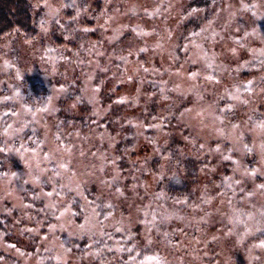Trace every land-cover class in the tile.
Returning <instances> with one entry per match:
<instances>
[{
    "label": "clouds",
    "instance_id": "obj_1",
    "mask_svg": "<svg viewBox=\"0 0 264 264\" xmlns=\"http://www.w3.org/2000/svg\"><path fill=\"white\" fill-rule=\"evenodd\" d=\"M0 264H264V0H0Z\"/></svg>",
    "mask_w": 264,
    "mask_h": 264
},
{
    "label": "rangeland",
    "instance_id": "obj_2",
    "mask_svg": "<svg viewBox=\"0 0 264 264\" xmlns=\"http://www.w3.org/2000/svg\"><path fill=\"white\" fill-rule=\"evenodd\" d=\"M101 3H102V0H92V7L96 8L98 10L99 7L101 6ZM89 11H91V9H89ZM66 14L67 15H71L72 14V11L71 10H66ZM83 22L86 23V24H89V25L94 24V21L91 20L88 17H85ZM90 35H92L95 38L96 33L93 32V33H90Z\"/></svg>",
    "mask_w": 264,
    "mask_h": 264
},
{
    "label": "trees",
    "instance_id": "obj_3",
    "mask_svg": "<svg viewBox=\"0 0 264 264\" xmlns=\"http://www.w3.org/2000/svg\"><path fill=\"white\" fill-rule=\"evenodd\" d=\"M29 19H30V17H29ZM22 22H23V20H21V19L17 20V23H22Z\"/></svg>",
    "mask_w": 264,
    "mask_h": 264
}]
</instances>
